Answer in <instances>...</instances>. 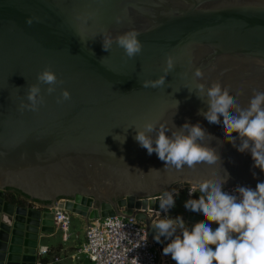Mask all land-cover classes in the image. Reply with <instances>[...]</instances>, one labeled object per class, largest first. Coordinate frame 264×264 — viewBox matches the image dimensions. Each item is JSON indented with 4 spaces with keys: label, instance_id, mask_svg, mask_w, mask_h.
<instances>
[{
    "label": "water",
    "instance_id": "water-1",
    "mask_svg": "<svg viewBox=\"0 0 264 264\" xmlns=\"http://www.w3.org/2000/svg\"><path fill=\"white\" fill-rule=\"evenodd\" d=\"M132 29L143 44L133 59L115 43L103 51L100 35L92 39L106 30L115 40ZM168 56L176 67L164 87L143 88L164 74ZM46 67L63 85L52 95L40 85L45 104L19 111ZM216 81L242 107L264 91V0H0V264H38L42 238L59 232L57 208L89 223L144 221L162 264L175 263L163 255L171 241L157 243L154 224L140 211L162 212L164 191L197 188L222 169L230 177L223 188L264 182L251 153L237 150L238 134L234 147L222 122L198 115L208 108L196 84ZM63 90L71 99L57 104ZM186 122L215 138L203 143L216 150L222 169L165 166L135 140L147 123L176 131Z\"/></svg>",
    "mask_w": 264,
    "mask_h": 264
},
{
    "label": "clouds",
    "instance_id": "clouds-1",
    "mask_svg": "<svg viewBox=\"0 0 264 264\" xmlns=\"http://www.w3.org/2000/svg\"><path fill=\"white\" fill-rule=\"evenodd\" d=\"M121 22L122 17L117 16L116 23ZM98 35L103 37L102 49L105 52H109L115 43L129 59L142 53L143 44L138 39L141 32L135 29L118 35L115 40L106 30L97 33L92 39ZM100 62H103V58ZM165 63L164 74L156 80L143 81V88L164 87L166 76L176 67L172 56H168ZM193 76L195 80H200L203 73L197 68ZM63 83L50 67H46L37 74V83L28 86V102L22 100L19 111L38 112L46 102L40 85H48L46 92L52 95L56 87ZM195 94L208 108L206 112H198V115H203L210 124L222 122L227 141L234 147L237 146V137L233 133L238 134L240 143L237 150L241 153L250 152L254 167L264 172V91H254L246 107H242L219 81L207 87L206 84L197 83ZM236 95L242 93L237 92ZM70 99L69 91L63 90L56 103L61 104ZM178 104L177 101V108ZM144 129L137 130L135 140L149 155L156 153L165 166L171 165L179 170L184 166L194 168L204 163L222 169L216 150L203 143L206 138L210 141L215 138L200 123L192 125L186 122L180 128L175 127L176 131L147 123ZM152 132H156L155 138L148 134ZM168 132H171L170 136L166 134ZM222 170L223 174L218 179L206 180L199 185L202 195L198 200L189 199L185 202L187 210L200 213L203 217L191 229L186 226L183 217L173 219L167 215L169 209L175 207V197L179 195L175 189L164 191L159 198V207L165 215L153 226L156 230L154 239L157 243L161 242V237L171 241L163 248V255H170L176 264H264V182H258L255 189L237 186L235 194H230L223 190L222 186L230 177L226 170ZM153 171L157 170L150 172ZM193 193L190 190L189 195ZM212 224L218 227L213 229ZM134 261L138 264L137 258Z\"/></svg>",
    "mask_w": 264,
    "mask_h": 264
},
{
    "label": "built area",
    "instance_id": "built-area-1",
    "mask_svg": "<svg viewBox=\"0 0 264 264\" xmlns=\"http://www.w3.org/2000/svg\"><path fill=\"white\" fill-rule=\"evenodd\" d=\"M181 189L186 191L189 198L200 192L199 187L183 186L178 190ZM235 189L223 188L230 194H235ZM190 190L195 192L191 196ZM140 212L148 216L151 224L164 218L163 212L151 210ZM54 220L58 229L67 230L70 212L57 208ZM48 253V249L41 248L38 261ZM73 257L77 259L85 257L91 264H135L134 258L138 259V264H162L161 253L150 240L146 223L134 217L115 216L90 221L86 229L85 242L75 249ZM38 264H42L41 261Z\"/></svg>",
    "mask_w": 264,
    "mask_h": 264
},
{
    "label": "crops",
    "instance_id": "crops-1",
    "mask_svg": "<svg viewBox=\"0 0 264 264\" xmlns=\"http://www.w3.org/2000/svg\"><path fill=\"white\" fill-rule=\"evenodd\" d=\"M175 190L179 195L175 197V207L169 209L167 215L173 219L177 216L183 217L186 226L191 229L196 223L202 221L203 217L200 213H194L187 210L184 205L189 199L198 200L200 196L195 195L194 197L189 198L186 191L183 189ZM180 202L182 203L181 207L183 209L180 207ZM88 225V220L70 214V222L67 230H61L59 228L57 234L43 237L40 246L41 248L48 249L49 253L46 255L47 257L45 256L44 258L49 259V264H91L85 257L81 259L73 257L75 249L85 242ZM211 227L215 229L218 225L212 224ZM177 234H179V230ZM40 261L39 258L38 262ZM173 264H176V262Z\"/></svg>",
    "mask_w": 264,
    "mask_h": 264
},
{
    "label": "trees",
    "instance_id": "trees-1",
    "mask_svg": "<svg viewBox=\"0 0 264 264\" xmlns=\"http://www.w3.org/2000/svg\"><path fill=\"white\" fill-rule=\"evenodd\" d=\"M195 195H196V196H200V195H202V193L197 192ZM46 257H47V256H46ZM41 263H42V264H49L50 261H49L48 258H44V259H41Z\"/></svg>",
    "mask_w": 264,
    "mask_h": 264
},
{
    "label": "flooded vegetation",
    "instance_id": "flooded-vegetation-1",
    "mask_svg": "<svg viewBox=\"0 0 264 264\" xmlns=\"http://www.w3.org/2000/svg\"><path fill=\"white\" fill-rule=\"evenodd\" d=\"M119 199V197L113 198L112 200L116 202Z\"/></svg>",
    "mask_w": 264,
    "mask_h": 264
},
{
    "label": "rangeland",
    "instance_id": "rangeland-1",
    "mask_svg": "<svg viewBox=\"0 0 264 264\" xmlns=\"http://www.w3.org/2000/svg\"><path fill=\"white\" fill-rule=\"evenodd\" d=\"M172 191V190H171ZM182 206V203L180 202V207ZM182 208V207H181ZM183 209V208H182Z\"/></svg>",
    "mask_w": 264,
    "mask_h": 264
}]
</instances>
